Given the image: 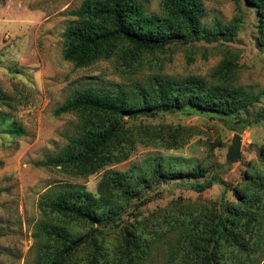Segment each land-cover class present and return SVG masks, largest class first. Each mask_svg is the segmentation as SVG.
Segmentation results:
<instances>
[{"label": "rangeland", "instance_id": "1", "mask_svg": "<svg viewBox=\"0 0 264 264\" xmlns=\"http://www.w3.org/2000/svg\"><path fill=\"white\" fill-rule=\"evenodd\" d=\"M82 1L0 0V264H38L47 243L40 235L43 225L69 223L73 230L84 233L88 229L84 222L44 212L40 201L47 192L66 184L83 185L96 193L104 174L116 170L143 174L147 179L142 184L137 179L138 196L104 229L103 256L111 259L116 246L124 247L122 234L129 229L140 244L150 246L142 264H168L167 256L179 234L178 228L170 230L171 225L195 217L209 218L224 189L215 184L196 192L179 181L155 180L147 173L148 163L159 157H169L175 165L188 160L202 164L201 179L215 164L228 166L220 173L228 187L248 195L239 202L240 197L225 190V197L239 202L245 212L243 220L253 215V225L250 223L252 231L245 236L246 249L228 248L224 257L233 264H264V164L258 157L260 150L264 152V117H255L264 111V45L256 37L254 9L244 0L239 4L234 0H201V25L213 30L219 20L226 26L237 24V28L217 37L190 35L166 44L163 50L144 51L137 57L117 50L76 67L63 57L62 33L77 21L72 11ZM140 2L147 13L162 12L163 0ZM226 59L235 67L216 74ZM192 74L209 84L242 86L258 94V100L227 115L188 106L126 115L121 120L125 135L110 145L115 150L124 149L118 159L95 171L40 164L63 151L78 131L75 112L54 115V109L76 89L131 93L156 76ZM235 125L242 126L241 130L234 129ZM18 127L24 129L23 135L9 132ZM173 129H179L180 139L176 147H168ZM235 133L241 136L240 157L230 160L226 155ZM252 174L259 176V183H249ZM249 194L257 196L249 198Z\"/></svg>", "mask_w": 264, "mask_h": 264}, {"label": "trees", "instance_id": "2", "mask_svg": "<svg viewBox=\"0 0 264 264\" xmlns=\"http://www.w3.org/2000/svg\"><path fill=\"white\" fill-rule=\"evenodd\" d=\"M141 0H83L72 11L77 21L63 31V57L82 67L112 52L122 50L127 56L137 57L144 51L163 50L165 45L187 38L190 35H228L237 24L226 26L217 20L214 29L200 24L204 8L201 0H163L161 13H147ZM238 3L241 0H234ZM254 9L258 43L264 45V0H244ZM235 64L223 60L216 74H224ZM258 100V94L242 86L227 88L209 84L199 75L177 78L156 76L146 86L131 93L84 87L76 89L70 97L54 109V115L75 112L78 116V131L70 144L57 155L47 157L40 164L61 167H84L95 171L119 155L124 149H112L110 145L125 135L121 120L126 115L138 113L167 112L182 106L219 114H234L247 104ZM256 119L264 117V111L256 113ZM238 123V122H237ZM241 130L242 126H233ZM168 147H176L179 129H173ZM19 136L24 129L9 131ZM264 164V152H258ZM169 157L151 158L147 173L159 181H179L185 187L201 192L213 185H220L221 193L217 205L209 218L198 217L171 225L170 230L179 229L176 246L167 256L168 264H233L226 255L228 248L246 249V234L252 231L253 215L243 220L245 212L239 202L248 192L229 188L220 175L228 168L226 164H215L201 179V165L187 161L175 165ZM184 160V159H181ZM186 177V178H185ZM259 176L252 174L249 183H259ZM137 179L142 184L147 178L129 172L105 173L96 193L83 185H61L47 192L40 201L44 212L80 220L88 225L83 233L73 230L69 223L54 222L40 227V235L47 243L39 254L38 264H142L149 245L140 244L133 232L127 229L122 234L124 247L116 246L112 258L103 256L102 239L106 227L121 217L126 203L138 196ZM139 189V190H138ZM225 190H231L240 201H229ZM257 195L249 194V198ZM246 203V202H244ZM251 223V224H250ZM101 225L103 228H101ZM253 225V224H252ZM100 227V228H99ZM154 232L156 230H153ZM85 250L89 253L83 254ZM139 250V251H138ZM84 260V262H82Z\"/></svg>", "mask_w": 264, "mask_h": 264}, {"label": "water", "instance_id": "3", "mask_svg": "<svg viewBox=\"0 0 264 264\" xmlns=\"http://www.w3.org/2000/svg\"><path fill=\"white\" fill-rule=\"evenodd\" d=\"M240 139V134L235 133L232 143L229 145L228 154L226 155L230 160H237L240 157Z\"/></svg>", "mask_w": 264, "mask_h": 264}]
</instances>
